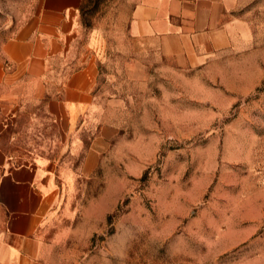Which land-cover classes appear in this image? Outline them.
<instances>
[{
    "label": "rangeland",
    "instance_id": "374dc122",
    "mask_svg": "<svg viewBox=\"0 0 264 264\" xmlns=\"http://www.w3.org/2000/svg\"><path fill=\"white\" fill-rule=\"evenodd\" d=\"M36 2L0 0V44ZM133 2L82 0L67 49L68 69L95 61L94 115L118 131L94 173L77 172L82 154L33 105L0 133L15 162L54 149L66 170L38 230L42 261L264 264V0H236L230 43L196 56L134 35Z\"/></svg>",
    "mask_w": 264,
    "mask_h": 264
},
{
    "label": "crops",
    "instance_id": "0c3cea01",
    "mask_svg": "<svg viewBox=\"0 0 264 264\" xmlns=\"http://www.w3.org/2000/svg\"><path fill=\"white\" fill-rule=\"evenodd\" d=\"M81 1L38 0L31 15L2 40L0 133L33 105L48 124L57 126L62 143L82 154L77 172L88 176L99 168L118 131L100 125L94 115L98 94L93 58L67 68V49L79 37ZM235 1L134 0L129 30L143 41L158 42L165 54L196 56L230 43ZM56 58L64 60L59 70ZM56 69L66 76L52 88L48 75ZM89 122L94 132L85 141ZM56 152L37 148L34 156L15 162L11 151L0 146V264H44L38 230L57 199L65 170L61 160L48 156Z\"/></svg>",
    "mask_w": 264,
    "mask_h": 264
}]
</instances>
